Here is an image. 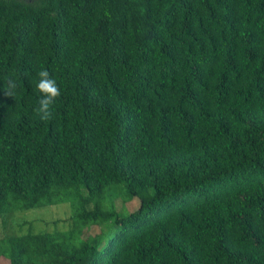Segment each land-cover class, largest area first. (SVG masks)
<instances>
[{
	"label": "trees",
	"instance_id": "obj_1",
	"mask_svg": "<svg viewBox=\"0 0 264 264\" xmlns=\"http://www.w3.org/2000/svg\"><path fill=\"white\" fill-rule=\"evenodd\" d=\"M63 203L0 262L264 264V0H0V223Z\"/></svg>",
	"mask_w": 264,
	"mask_h": 264
},
{
	"label": "rangeland",
	"instance_id": "obj_2",
	"mask_svg": "<svg viewBox=\"0 0 264 264\" xmlns=\"http://www.w3.org/2000/svg\"><path fill=\"white\" fill-rule=\"evenodd\" d=\"M120 202H116L117 208H119ZM137 207L136 202L129 204V209H135ZM71 214V208L68 203L58 204L54 206H48L43 208H37L25 212H16L13 216L8 217L7 225L0 223V238L9 237L16 234L26 233L30 226H34V230H56L62 229V223L55 226L53 221L63 220L69 217ZM63 230V229H62ZM0 264H8L7 261L2 260Z\"/></svg>",
	"mask_w": 264,
	"mask_h": 264
},
{
	"label": "clouds",
	"instance_id": "obj_3",
	"mask_svg": "<svg viewBox=\"0 0 264 264\" xmlns=\"http://www.w3.org/2000/svg\"><path fill=\"white\" fill-rule=\"evenodd\" d=\"M39 79L36 83V90L41 94L38 100V107L35 112L41 120L47 121L54 115V106L61 97V88L48 70H40L37 73ZM17 84L11 76L6 77L3 83V93L6 97H14Z\"/></svg>",
	"mask_w": 264,
	"mask_h": 264
}]
</instances>
